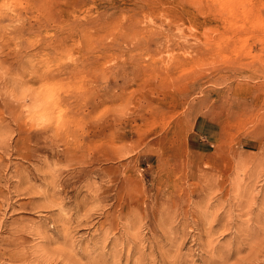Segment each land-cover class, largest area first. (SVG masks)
<instances>
[{
	"label": "rangeland",
	"instance_id": "rangeland-1",
	"mask_svg": "<svg viewBox=\"0 0 264 264\" xmlns=\"http://www.w3.org/2000/svg\"><path fill=\"white\" fill-rule=\"evenodd\" d=\"M0 264H264V0H0Z\"/></svg>",
	"mask_w": 264,
	"mask_h": 264
}]
</instances>
